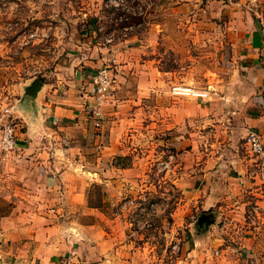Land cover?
I'll list each match as a JSON object with an SVG mask.
<instances>
[{
    "label": "crops",
    "instance_id": "obj_1",
    "mask_svg": "<svg viewBox=\"0 0 264 264\" xmlns=\"http://www.w3.org/2000/svg\"><path fill=\"white\" fill-rule=\"evenodd\" d=\"M229 2L235 55L224 63L228 76L213 73L218 84L209 103L172 96L166 106L171 88L186 86L183 77H170L165 88L164 73L145 70L148 61L136 71L135 89L125 86L130 75L122 71L133 59L120 64L115 54L114 90L99 107L91 80L100 61L76 66L67 80L42 81L34 102L18 100L10 111L17 147L0 153V264H146L150 257L133 238L122 201L147 186L148 159L166 150L182 196L174 215L195 211L213 221L200 240L213 244L231 221L244 236L237 221H246L250 208L264 220V156L259 169L245 149L250 134L264 143V0ZM155 46L152 36L147 47ZM197 238L189 239L190 256L209 258L213 245L199 246ZM216 252L226 263L227 251Z\"/></svg>",
    "mask_w": 264,
    "mask_h": 264
},
{
    "label": "rangeland",
    "instance_id": "obj_2",
    "mask_svg": "<svg viewBox=\"0 0 264 264\" xmlns=\"http://www.w3.org/2000/svg\"><path fill=\"white\" fill-rule=\"evenodd\" d=\"M229 4V0H0V133L5 125L14 123L10 111L32 80H67L76 66L93 67L98 61L95 72L109 66L116 77L115 67L125 59H133L131 69L122 71L129 72L126 84H130L125 86L131 89H135L136 71L148 61L145 70L152 71L154 67L164 73L161 83L165 88L170 77L175 76L183 77L180 81L186 86L216 93L214 86L218 83L213 73L219 70L217 80L228 76L222 72L224 63L235 55V29L230 27L234 18ZM152 36L155 48L147 47ZM138 47L141 48L136 50ZM110 54H115L119 63L115 64ZM177 86L183 85L171 88V95L164 100L166 106L173 101L172 96L196 102L192 95H175L173 88ZM113 90L112 87L109 94ZM107 96L101 104L91 99L99 107L108 100ZM147 102H152V97ZM95 113L103 117L101 111ZM212 129L208 130L210 137ZM133 143L137 144L135 138ZM143 143L153 148V142ZM168 155L166 150L155 158L151 156L144 178L147 186L122 201L130 232L150 257L146 264H264V220L258 221L251 208L246 221H237L246 238L236 235L235 221H231L222 235L213 238V244L199 238L198 213L174 215L182 196L172 186L170 165L175 161ZM253 158L254 166L262 168L261 162ZM224 222L214 230L222 229ZM190 237H198L199 246L213 245L209 258L202 259L200 253L190 256V247H194ZM222 249L227 251L226 263H220L217 256L216 251Z\"/></svg>",
    "mask_w": 264,
    "mask_h": 264
},
{
    "label": "built area",
    "instance_id": "obj_3",
    "mask_svg": "<svg viewBox=\"0 0 264 264\" xmlns=\"http://www.w3.org/2000/svg\"><path fill=\"white\" fill-rule=\"evenodd\" d=\"M116 82V77L110 70L109 66L102 67L95 72L91 80V98L101 102L110 93ZM175 95H192L201 101L209 103L211 99L210 90L198 89L189 86H177L173 88ZM99 119H102L100 113H96ZM99 126V125H98ZM17 147L16 129L14 123L5 125L0 133V153L9 154ZM245 149L247 153L258 160L264 156V143L259 134H250L245 140Z\"/></svg>",
    "mask_w": 264,
    "mask_h": 264
},
{
    "label": "water",
    "instance_id": "obj_4",
    "mask_svg": "<svg viewBox=\"0 0 264 264\" xmlns=\"http://www.w3.org/2000/svg\"><path fill=\"white\" fill-rule=\"evenodd\" d=\"M43 86L44 83L40 79L32 80L30 84L26 85L24 88V95L22 96L23 100L34 102ZM212 223L213 221L210 219V216L208 214H201L200 216H198L196 221L198 232L206 231Z\"/></svg>",
    "mask_w": 264,
    "mask_h": 264
}]
</instances>
